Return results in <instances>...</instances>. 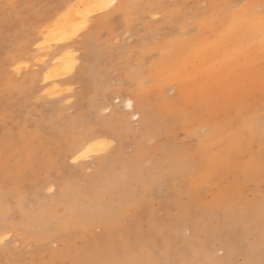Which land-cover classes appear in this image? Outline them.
Returning a JSON list of instances; mask_svg holds the SVG:
<instances>
[{"label": "rangeland", "instance_id": "374dc122", "mask_svg": "<svg viewBox=\"0 0 264 264\" xmlns=\"http://www.w3.org/2000/svg\"><path fill=\"white\" fill-rule=\"evenodd\" d=\"M88 2L0 0V264H264V0Z\"/></svg>", "mask_w": 264, "mask_h": 264}, {"label": "bare ground", "instance_id": "6f19581e", "mask_svg": "<svg viewBox=\"0 0 264 264\" xmlns=\"http://www.w3.org/2000/svg\"><path fill=\"white\" fill-rule=\"evenodd\" d=\"M107 3H109L108 2V0H89V2H88V4H86L85 5V9H87V8H94V9H102V8H105V6L107 5ZM77 14V16L75 17L74 15V13L72 14V16H74V17H71L70 15H69V17H71L70 19L71 20H69L68 18H66V19H68L67 21H65L64 22V24L62 25V29H61V31L59 32V34H60V36H63V35H65L66 33H68V31L70 30V29H72V28H75V27H77L78 26V21H79V16H78V13H76ZM74 18V19H73ZM260 30H264V29H262V27H260V26H255V27H251L250 25H248V26H246V28H244L243 30H241V31H237V32H232L231 34H229V36H227L226 38H224L226 41L227 40H229V39H231V40H233L234 41V47H238L241 43H243V41H245L246 40V38H253V37H256V33H258ZM260 35V34H259ZM95 38H96V36H95V34L94 35H90L87 39H88V43H92V41H94L95 40ZM191 45L192 44H190V43H188L187 45H186V47H188V48H190L191 47ZM203 45H206V47H213L215 44H209V43H207L206 42V44L204 43ZM247 46L249 47V52H250V60H253V58H255V55L260 51V49L261 48H263L262 46H261V44H259L257 41H256V39H251V40H249L248 39V42H247ZM189 50V49H188ZM191 52V51H190ZM189 52V53H190ZM189 56V55H188ZM187 56V57H188ZM190 57V56H189ZM185 60V59H184ZM185 62H188V60H186ZM187 64V63H186ZM175 65V64H174ZM176 66V65H175ZM259 78H261V79H263L264 80V72H259ZM128 104H130V105H132V102H130L129 101V103ZM130 105H129V107H130ZM141 107H142V109H143V111L145 112V115H146V118L151 114V112H150V110L148 109V107L145 105V102L143 101V102H141ZM241 137V136H240ZM251 137H252V135H251ZM243 138V137H242ZM255 138V137H254ZM252 139V138H251ZM92 140H94L93 138H90V139H85L84 141H82V144L84 143L85 145L86 144H88V143H90ZM235 141V140H234ZM251 141V140H250ZM234 144H236V143H234ZM239 145V144H238ZM208 147H207V145L206 144H200L196 149L197 150H199L201 153H200V155H202L203 157L202 158H205V157H207V152H208V149H207ZM232 149V148H231ZM236 149V148H235ZM227 151V150H226ZM225 153H227V152H225ZM222 154H223V152L221 153V154H219L218 153V155H216L217 157H221L222 156ZM229 154V153H228ZM115 157V156H114ZM186 157H188L189 158V156L187 155V154H183V155H180V156H178L174 161H179V165H183V164H187L188 163V161L189 162H191V160L190 159H185ZM214 157V156H213ZM227 157V156H226ZM145 158H146V156H145ZM223 158V157H222ZM228 158V157H227ZM226 158V159H227ZM213 159H215V158H213ZM109 160H110V158H107V157H105V158H103L102 159V162H101V167L102 168H104L105 166H107L108 164H109ZM215 161H217V160H215ZM219 161V160H218ZM131 164H133V163H131ZM174 166V165H173ZM173 166H168L167 164H166V162L163 160V161H158L157 163H156V167H155V171L153 172V173H148L149 175V180H155L156 179V177H157V175H158V173L159 172H161V171H168V170H172L173 169ZM138 171V170H137ZM174 175V174H173ZM130 176V175H129ZM133 177H136V176H134L133 175ZM126 178H127V176H126ZM129 179V178H128ZM146 181V180H145ZM157 186V185H156ZM142 187H143V185H142ZM148 187V186H147ZM148 190V189H147ZM145 192V191H144ZM140 193V192H139ZM134 197V196H133ZM136 198H138V197H136ZM128 200V199H127ZM139 200H140V198H139ZM127 202V201H126ZM129 202V201H128ZM139 202V201H138ZM126 205V204H125ZM124 205V206H125ZM118 206H119V204H118ZM123 206V207H124ZM113 208V207H112ZM122 208V207H121ZM264 211V210H263ZM69 212V211H68ZM262 213V212H261ZM81 215V214H80ZM263 215V214H262ZM261 216V215H260ZM76 218H77V216H76ZM30 219V218H29ZM258 219V218H257ZM263 222V221H262ZM264 228V227H263ZM176 252V251H175ZM183 252V251H182ZM181 252V253H182ZM179 256V255H178ZM142 257V256H141ZM113 259H116V258H113ZM129 259H131V257L129 258ZM116 260H118L119 262L120 261H122V259H116ZM115 260V261H116ZM178 262H179V260H178V258L176 259ZM139 261V260H138ZM184 262V261H183ZM125 263V262H124ZM127 263V262H126ZM111 264H112V262H111ZM120 264V263H119Z\"/></svg>", "mask_w": 264, "mask_h": 264}]
</instances>
